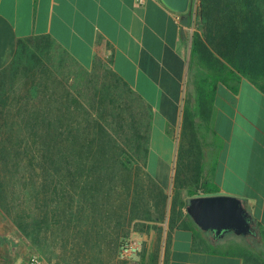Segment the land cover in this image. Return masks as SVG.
Segmentation results:
<instances>
[{"label": "crops", "instance_id": "crops-1", "mask_svg": "<svg viewBox=\"0 0 264 264\" xmlns=\"http://www.w3.org/2000/svg\"><path fill=\"white\" fill-rule=\"evenodd\" d=\"M221 6L234 14L203 38L221 61L216 72L193 57L192 24L162 0H0V79L21 43L43 37L138 101L131 154L144 156L146 176L171 202L169 214L142 220L145 246L154 228L168 234L165 264H247L245 244L195 223L192 197L240 198L264 231V0ZM18 237L0 206V264H22Z\"/></svg>", "mask_w": 264, "mask_h": 264}, {"label": "rangeland", "instance_id": "rangeland-1", "mask_svg": "<svg viewBox=\"0 0 264 264\" xmlns=\"http://www.w3.org/2000/svg\"><path fill=\"white\" fill-rule=\"evenodd\" d=\"M201 4L190 0V37L196 31L206 37ZM45 40L21 44L0 79V178L29 232L3 210L18 232L13 245L21 263L39 253L48 264H129L118 259L121 239L148 231L142 220L169 214L170 202L146 176L144 156L131 154L130 117L138 118L141 107L111 75L85 73ZM39 115L53 127L39 130ZM154 229L152 245L130 264L166 263L168 234ZM226 236L240 247L246 238L254 242L234 232ZM243 250L247 264H263L257 252Z\"/></svg>", "mask_w": 264, "mask_h": 264}, {"label": "water", "instance_id": "water-1", "mask_svg": "<svg viewBox=\"0 0 264 264\" xmlns=\"http://www.w3.org/2000/svg\"><path fill=\"white\" fill-rule=\"evenodd\" d=\"M176 13H186L190 0H162ZM187 212L203 230L223 237L228 232L239 236H257L254 221L240 198L230 195H201L192 197Z\"/></svg>", "mask_w": 264, "mask_h": 264}, {"label": "trees", "instance_id": "trees-1", "mask_svg": "<svg viewBox=\"0 0 264 264\" xmlns=\"http://www.w3.org/2000/svg\"><path fill=\"white\" fill-rule=\"evenodd\" d=\"M222 3H225L226 5H230V4H234L236 3V0H202V4H201V19L203 21V23H205V36L208 37L207 31H211L212 33L214 31H216L218 33L219 31V25H218V21L221 18V16L226 17L227 15L229 16L230 14H234V11H230L227 10V8H222ZM185 18H186V23L188 25L191 24V16L188 12L183 13L182 14ZM226 15V16H225ZM210 36V33H209ZM43 38V37H41ZM217 38V37H216ZM39 39V38H38ZM187 39V37H186ZM210 40V39H209ZM24 43V42H23ZM22 44V43H21ZM216 47V51L221 53L220 48L217 44ZM192 54L194 58L199 59L200 63L202 66H208L210 68H213L216 70V72L221 68V65L219 64L221 61L220 59H218L217 57H215L214 52L207 46V44L205 43L203 36L200 32L196 31L193 36H192ZM232 63V62H231ZM234 64V62H233ZM223 67L225 68H229V66L227 65H223ZM215 72V73H216ZM212 76V75H211ZM219 77V76H217ZM207 79H205L206 81ZM45 123V120L40 117L35 119V126H37V128L43 129L44 131V127H47V129H50L51 127H53L52 122H47V125ZM44 124V125H43ZM42 125V127H41ZM46 125V126H45ZM35 136H38L39 133L36 131L34 132ZM41 138H45V136L43 134H40ZM53 138V137H52ZM56 135H54V142H55V146L57 147L59 140L55 139ZM27 171V170H26ZM15 177L17 178V175L15 174ZM19 177V175H18ZM21 179H23L24 185L25 187L28 185L29 179H28V174L27 172L23 173V176H21ZM53 179L56 180L57 176H53ZM58 191V186H55V194ZM54 201V199H52ZM0 206L1 208L8 214L9 217H11L13 219V221L17 224L18 228L21 229L22 231H25V233H27V235L29 234L28 230L26 229V226L21 223L19 221V219H21V215L15 213V206L11 205L10 203L8 204V195H7V191L6 188L4 189V182L3 179L0 178ZM256 230H258L259 232H261L262 237L264 238V231H261L260 228H258V226H254ZM252 239L254 242L250 243L249 241L243 240V244H245L250 250L252 249L254 252H257L259 254V257L262 256L264 258V250L262 249V245L257 247V238L255 236H252ZM256 245V246H254ZM156 260L155 258L152 259ZM263 264H264V259H262ZM142 264V263H140Z\"/></svg>", "mask_w": 264, "mask_h": 264}, {"label": "built area", "instance_id": "built-area-1", "mask_svg": "<svg viewBox=\"0 0 264 264\" xmlns=\"http://www.w3.org/2000/svg\"><path fill=\"white\" fill-rule=\"evenodd\" d=\"M139 3H144L145 0H138ZM149 240V235L145 232H132L123 237L118 248V259L122 262H131L135 260L143 250L146 242ZM22 264H48L43 256L39 253H33L28 260Z\"/></svg>", "mask_w": 264, "mask_h": 264}]
</instances>
